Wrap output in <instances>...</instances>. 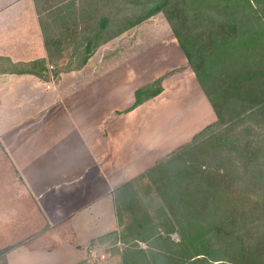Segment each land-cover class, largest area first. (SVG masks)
Wrapping results in <instances>:
<instances>
[{
  "label": "crops",
  "instance_id": "obj_1",
  "mask_svg": "<svg viewBox=\"0 0 264 264\" xmlns=\"http://www.w3.org/2000/svg\"><path fill=\"white\" fill-rule=\"evenodd\" d=\"M116 1L0 0V152L12 163L35 212L18 243L12 242L15 229L2 233L0 248L13 246L8 264H71V258L62 263L49 258L56 252L41 247L45 236L67 226L71 239L58 242L55 249L66 246L59 253L85 254L94 238L119 229L116 189L216 120L179 42L172 43L174 64L143 81L130 73L109 83L123 61L104 48L118 45L125 33L118 31L121 27L99 42L82 68L54 69L71 62V53L56 47H71V31L83 28L87 17L99 29L100 17L95 15L110 12L108 4ZM97 62V68L116 65L98 75ZM26 68L33 70L22 71ZM71 72L94 77L84 87L83 105L63 96L71 93L70 87H62ZM160 77L163 90L132 108L136 90ZM5 206L0 194V210Z\"/></svg>",
  "mask_w": 264,
  "mask_h": 264
},
{
  "label": "trees",
  "instance_id": "obj_2",
  "mask_svg": "<svg viewBox=\"0 0 264 264\" xmlns=\"http://www.w3.org/2000/svg\"><path fill=\"white\" fill-rule=\"evenodd\" d=\"M187 2L164 0L118 31L164 10L217 121L116 189L119 229L108 235L126 244L124 264H264V0H246L247 7L238 0H199L194 11ZM202 5L221 13L209 14L195 31L191 14L199 15ZM110 22L102 15L95 33H83L86 43L71 45L83 52L72 70L82 68L107 40ZM76 31H71L75 40ZM66 64L58 72L71 69ZM161 82L162 77L137 89L132 108L158 95ZM139 182H146L149 201L141 198Z\"/></svg>",
  "mask_w": 264,
  "mask_h": 264
},
{
  "label": "rangeland",
  "instance_id": "obj_3",
  "mask_svg": "<svg viewBox=\"0 0 264 264\" xmlns=\"http://www.w3.org/2000/svg\"><path fill=\"white\" fill-rule=\"evenodd\" d=\"M238 1L241 3L238 5L247 7L245 4L246 0ZM163 2L164 0H118V2L116 1V5L114 2L109 3L108 9L110 12L105 15L110 17L111 22L108 31L105 32V35L115 32V27H122L129 24L130 21H136L138 18L145 15L150 9L162 4ZM187 5L191 11H194L199 5V0H188ZM213 5H218L219 9L226 10L227 12L230 10L226 9L219 2H216ZM115 7H117V13L114 12ZM235 9L236 8H234V10ZM245 10L246 9H244V11ZM236 11L241 12L238 9H236ZM197 12L198 11H196V14ZM200 12L201 13L195 17L191 14L192 18L189 23L195 31H201L204 25L207 24V21H204V18H207L209 14L215 13L218 15V13H221V11L213 9L211 5H202ZM102 15L104 14L95 15V19H98ZM87 18L88 22H84L83 28L76 31V40L71 38V45L76 43L78 44L79 42L83 43L86 39L82 35L86 31H91V33H95L97 31V29L94 28L96 23H91L95 21L90 17ZM172 43L177 44L178 40L174 35L171 23L166 17L164 10L141 21L137 29L129 31L125 30V33L119 38L118 45L116 47H113L112 49V45H109V47L104 48L105 52L112 51L113 53L120 54L123 61L119 63V65L123 63L122 67L118 70H113L115 73L110 74L109 83H113L116 78L119 80V77L122 75L126 76V74L130 73L138 76L139 79L143 81L150 78L154 74L159 73V71H164L170 68V66L174 64L173 57H175ZM74 49L75 47L71 46L69 51H66L67 55L71 53V71H73V67L76 66L83 56L82 50L77 49L75 52ZM65 53L63 55H65ZM175 62L177 63V61ZM59 65L60 64L55 66L54 69H61L66 67L68 64L63 63L61 66ZM98 65L99 62L96 63L94 68L99 70V75L106 70L112 71L113 66L116 65V63H113L111 67L105 64L104 67L97 68ZM80 75L84 74L75 75L71 72L70 79H63L64 83L62 84V87L64 89H68L67 87H70L68 90L71 92L70 94H63V96L71 98V102H77L83 105L82 101H84L83 98L86 96L84 87L89 85L90 82L94 80V77H78ZM215 121H217V115ZM1 147L2 144L0 142V148ZM0 155V194L2 195L4 204L6 205V209L1 208L0 210V237L7 228H12L15 229L11 233L13 237L12 242L18 243L25 235V228L28 227L29 220L33 223L32 214H35V212L31 213V210L34 207L26 201V199H28V193L18 182V176L13 173L12 163L5 157L3 152H0ZM139 184L141 186V198H146L143 201H149L150 198L144 194L146 182H139ZM184 216H186V214H184ZM28 231H34V227L33 229H28ZM108 233L94 238L85 254L83 252H77L69 256L66 252L59 253V250H65L66 246L59 248V250H57V248L55 249L58 242L66 244V241L70 240L72 237L70 236L69 228L61 225L60 230L53 236L47 235L44 237V244H42L41 247L44 246L45 249L47 247H54V253H56L54 255L51 254L49 258H59L61 260L60 263L67 262V260L71 258V264H124L122 250L126 244L120 241L118 235L112 233L108 235ZM55 235L57 236L55 237ZM172 236L176 239L179 237L177 233H173ZM33 238H31V240ZM140 245L144 248L148 247L145 242H140ZM6 257L7 254H0V264H8Z\"/></svg>",
  "mask_w": 264,
  "mask_h": 264
}]
</instances>
